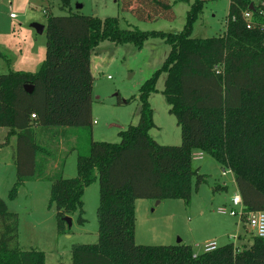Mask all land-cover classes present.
<instances>
[{
	"label": "trees",
	"instance_id": "obj_1",
	"mask_svg": "<svg viewBox=\"0 0 264 264\" xmlns=\"http://www.w3.org/2000/svg\"><path fill=\"white\" fill-rule=\"evenodd\" d=\"M59 1L61 10L69 7V0ZM204 1L118 0L121 11L140 22H171L173 4H189L178 33L120 29L117 18L44 11L45 57L38 71L0 74V128L7 129V144L15 139L16 184L9 198L26 182L50 183L48 204L55 209L58 230L67 235L63 219L77 212L83 223V190L98 184L97 242L73 246L70 264H264V239L256 237L241 249L229 243L196 256L183 243H135L137 200L188 203L205 182L192 167L195 152L232 174L246 212L264 211V30H247L241 13L251 2L234 0L222 35L192 38ZM251 12L259 22L257 4ZM149 39L162 40L169 51L138 89L137 124L120 131L117 144L93 141L91 53L102 42L141 50ZM162 74L161 93L180 130L178 146L159 145L149 136L154 123L148 100ZM26 85L31 94L25 93ZM66 132H76L86 143L78 150L76 177L68 179L56 143ZM17 237V215L0 199V264H45L43 252L20 250Z\"/></svg>",
	"mask_w": 264,
	"mask_h": 264
},
{
	"label": "rangeland",
	"instance_id": "obj_2",
	"mask_svg": "<svg viewBox=\"0 0 264 264\" xmlns=\"http://www.w3.org/2000/svg\"><path fill=\"white\" fill-rule=\"evenodd\" d=\"M92 1L69 0V7L61 10L59 0H0V74L38 71L45 57V32L37 34L33 25L45 28L44 11L50 16L76 13L90 16L93 13ZM83 3L85 7L77 11V6ZM100 6L99 18H117L120 29L166 33L182 30L189 9V4L177 2L173 4V21L140 22L130 13L122 12L118 0H103ZM227 13L228 0H205L202 13L193 25L191 37L205 39L222 35ZM168 51L169 46L159 39L147 40L141 50H136L132 45L116 46L110 42H102L94 49L90 56L93 141L117 144L118 133L129 125L137 124L138 89L161 67ZM164 80L165 76L160 75L156 83L157 93L148 100L154 123L149 136L159 145L178 146L180 130L175 119L168 114V106L161 93ZM6 130L0 128V199L5 202L8 211L17 215L18 247L22 251L43 252L45 264H70L73 246L97 242L98 184L94 181L83 190V223H78L76 212L70 217V233H61L55 209L48 204L50 183L26 182L18 187L13 199L9 198L16 184L12 161L15 139H10L7 144ZM75 134L66 132L64 138L56 141L59 143L57 160H64L63 177L67 179L76 177L78 150L84 149L86 145ZM200 154V159H192V167L206 178L197 190L192 191L188 203L183 200H165L156 205V201L145 199L135 202L134 238L137 245L171 246L183 243L191 246L196 256L204 252V240L218 234H224V237L220 240L214 238L215 245L234 243L241 249L244 246L236 235L244 231L251 244L254 235L249 227L238 217L228 214L234 194L230 172L225 170L223 174L215 160L204 153ZM219 208H224L227 213L219 214Z\"/></svg>",
	"mask_w": 264,
	"mask_h": 264
},
{
	"label": "built area",
	"instance_id": "obj_3",
	"mask_svg": "<svg viewBox=\"0 0 264 264\" xmlns=\"http://www.w3.org/2000/svg\"><path fill=\"white\" fill-rule=\"evenodd\" d=\"M234 0H228V5L233 3ZM251 4L254 3L258 5V13L257 16L260 18V21H256L252 15L251 10L245 11L241 13V19L245 24V28L247 30H251L253 28H258L264 30V1L263 0H249ZM250 4V5H251ZM13 17V16H12ZM232 20L235 18L232 17ZM32 118L34 116L32 115ZM195 159H200L201 156H194ZM224 174V172H223ZM231 206L232 208L228 211V214L233 217H238V219L245 223L251 232L253 233L254 237L264 239V211L259 212H246L244 210V206L242 204L241 198L239 194H235L231 199ZM219 214H226L227 211L224 208H219L217 210ZM216 245L214 242L204 244L203 251L210 252L216 249Z\"/></svg>",
	"mask_w": 264,
	"mask_h": 264
},
{
	"label": "crops",
	"instance_id": "obj_4",
	"mask_svg": "<svg viewBox=\"0 0 264 264\" xmlns=\"http://www.w3.org/2000/svg\"><path fill=\"white\" fill-rule=\"evenodd\" d=\"M102 2H103V0H93V1H92V4H91V12H93V13H92V16H96V17L99 18V13H100V10H101V6H100V4H101ZM79 6H80L81 8H78ZM79 6H77V8H76L77 11H78L79 9H83V8L85 7V3H83L82 5H79ZM100 19H104V18H100ZM6 131H7V130H6ZM198 155L201 156L200 153H194L193 158H194V156H198ZM228 172H229V171H228ZM224 173H225V171H224ZM230 175H231V183H232V186H233V188H234V194H233V196H234L236 193H239V191H238L237 184H236V182H235V180H234V178H233V176H232L231 173H230ZM223 186H225V184H224ZM225 188H226V186H225ZM160 203H161V202H159V204H160ZM159 204H158V205H159ZM244 225H246V224L244 223ZM245 234H247L246 231L242 232L241 234L238 233V234L236 235V238L240 241V243H241L242 246H249L250 243H249L247 237L245 236ZM223 237H224V234H218V235H215V236H214V238H215L216 240H220V239H222ZM214 238H212V237H207V238L204 240V242H203L202 244L204 245V244H207V243L214 242V241H213ZM221 241H223V240H221ZM214 243H215V242H214ZM233 244H234V243H233ZM234 246L237 247L235 244H234ZM216 247H219V246L216 245Z\"/></svg>",
	"mask_w": 264,
	"mask_h": 264
},
{
	"label": "water",
	"instance_id": "obj_5",
	"mask_svg": "<svg viewBox=\"0 0 264 264\" xmlns=\"http://www.w3.org/2000/svg\"><path fill=\"white\" fill-rule=\"evenodd\" d=\"M78 8H81L80 6ZM249 10H253V5H249ZM34 30L36 31L37 34H41L44 31L43 26H38V25H33ZM24 91L26 94H31L32 92V87L31 86H25ZM159 204V201H156V205ZM63 221L66 223L67 227L70 229L71 227V219L70 217H65Z\"/></svg>",
	"mask_w": 264,
	"mask_h": 264
}]
</instances>
